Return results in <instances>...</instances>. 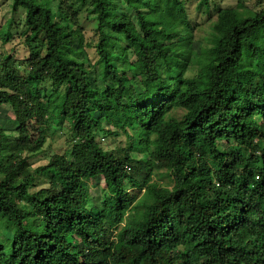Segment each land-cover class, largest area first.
Here are the masks:
<instances>
[{
  "label": "trees",
  "instance_id": "obj_1",
  "mask_svg": "<svg viewBox=\"0 0 264 264\" xmlns=\"http://www.w3.org/2000/svg\"><path fill=\"white\" fill-rule=\"evenodd\" d=\"M75 1L11 0L28 55L0 49V264H264V0L216 10L199 53L184 0ZM49 126L70 137L34 166Z\"/></svg>",
  "mask_w": 264,
  "mask_h": 264
},
{
  "label": "rangeland",
  "instance_id": "obj_2",
  "mask_svg": "<svg viewBox=\"0 0 264 264\" xmlns=\"http://www.w3.org/2000/svg\"><path fill=\"white\" fill-rule=\"evenodd\" d=\"M69 1L74 2L76 7L80 6V4H78L75 0ZM262 1L263 0H211L209 17L208 14L204 13L202 10H198V0H184L188 18L192 27V48L194 51L199 53L200 46L207 43L206 39L211 33L210 25L216 18V10L223 7H236L239 3H244L245 6L253 9H259L262 5ZM87 7V5L81 7V11L79 12V21L84 30H90L94 26V23H92L89 20V17H87ZM23 16L24 12L22 9L19 8L16 11L12 10L11 0H0V49L2 52H10L16 58H22L28 55L27 48L22 42L23 38L21 35L24 29ZM7 24L9 32L11 33V38L6 43H3L1 40V30L6 28ZM90 35L91 32L87 31L86 36L89 37ZM87 51L92 60L96 59L95 51L92 48L87 49ZM199 61H203V58L200 57ZM193 73L192 68L185 72L186 76H192ZM14 124V116L10 107L6 104L1 105L0 127L10 130L14 128ZM58 129L59 127H55V129H53L52 126H49L46 128L45 132H36L32 127H30V135L33 139L36 137H42L44 140L42 148L43 152L30 159L34 166L44 163L47 160L46 158H48L51 154L55 152H62L65 149L66 141L67 138L70 137V133L67 131L60 132L61 130L55 133L54 130ZM99 140L101 146L105 149H111L117 146L125 148V146L129 143V140L123 134H120L119 136H106L103 138L102 135H100ZM144 150H146V147L138 145L132 151V156L134 158H139L140 153ZM162 172L163 171L157 170L150 176V179L161 184H165L168 179ZM89 186L92 195H101L102 197V194L100 193V190L104 187V181L102 179L91 180Z\"/></svg>",
  "mask_w": 264,
  "mask_h": 264
}]
</instances>
